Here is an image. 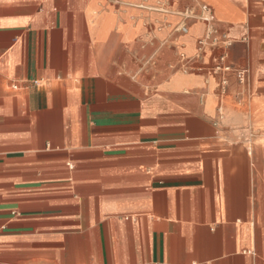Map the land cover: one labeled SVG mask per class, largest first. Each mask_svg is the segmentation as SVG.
Masks as SVG:
<instances>
[{"label": "crops", "instance_id": "obj_1", "mask_svg": "<svg viewBox=\"0 0 264 264\" xmlns=\"http://www.w3.org/2000/svg\"><path fill=\"white\" fill-rule=\"evenodd\" d=\"M0 264H264V0H0Z\"/></svg>", "mask_w": 264, "mask_h": 264}, {"label": "built area", "instance_id": "obj_2", "mask_svg": "<svg viewBox=\"0 0 264 264\" xmlns=\"http://www.w3.org/2000/svg\"><path fill=\"white\" fill-rule=\"evenodd\" d=\"M205 13H206V20L208 21V19H209V10L205 9ZM183 16H184V18L186 20H188V19L194 18L195 14H194V12L192 10L189 9V10H186L183 13ZM179 30L182 31V32H186L187 31L186 23H183L179 27ZM226 60H227L226 56L222 57L221 60H220L221 64L216 66V68H215L217 72H221L224 75V78H223V89L226 90L227 87H228V80L226 78V76L228 74H233L240 84L246 86L247 82H248L247 79H248V77L250 75V70L247 69V68H245V69L234 68L233 66H230V65L226 64ZM223 114H224V109H223ZM254 137H255V135L253 133H250V137H249L248 142L252 143L253 140H254Z\"/></svg>", "mask_w": 264, "mask_h": 264}]
</instances>
